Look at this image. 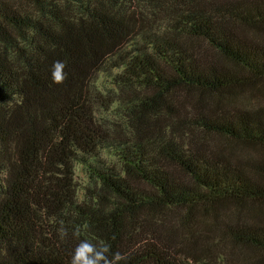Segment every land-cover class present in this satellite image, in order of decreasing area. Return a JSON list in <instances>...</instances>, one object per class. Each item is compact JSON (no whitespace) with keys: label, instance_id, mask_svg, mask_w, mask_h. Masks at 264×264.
<instances>
[{"label":"trees","instance_id":"trees-1","mask_svg":"<svg viewBox=\"0 0 264 264\" xmlns=\"http://www.w3.org/2000/svg\"><path fill=\"white\" fill-rule=\"evenodd\" d=\"M139 1L0 0V95L13 106L0 115V264H69L79 242L74 227L80 239L127 254L120 264H208L201 254L210 249L197 247L222 235L264 250L257 213L223 224L216 236L211 222L191 230L197 213L220 200L264 201V177L205 152L191 134L184 144L173 131L264 146V107L211 112L200 105L201 94L241 84L239 70L264 79V44L237 28H264V0H146L160 21L145 25L127 12ZM55 60L66 63L62 84L51 82ZM99 72L129 89L125 134L95 120L90 84ZM180 89L197 92L190 116L177 113ZM75 163L95 183L80 201Z\"/></svg>","mask_w":264,"mask_h":264},{"label":"rangeland","instance_id":"rangeland-1","mask_svg":"<svg viewBox=\"0 0 264 264\" xmlns=\"http://www.w3.org/2000/svg\"><path fill=\"white\" fill-rule=\"evenodd\" d=\"M146 0H140L137 6H132L134 8H127L128 13L134 14L137 20L144 23L158 22L160 21L159 16L152 17L150 12L146 7ZM238 30L247 38H251L256 43L264 44V28L254 30L247 27H237ZM199 49L202 53L206 54L208 57L220 60L219 56L214 53L212 49L201 44ZM6 49L4 45L0 46V53H5ZM10 53V52H9ZM11 58V55H8ZM234 68V67H233ZM236 71V70H235ZM111 74L116 73L111 71ZM243 76V81L241 84H237L231 87L229 90H224L222 92H212L201 94L200 105L205 104L209 107L211 112H218L223 109H253L264 107V79H253L252 76L244 73L243 71L237 72ZM129 92L128 88H125L112 80V76L109 72H99L95 75L94 79L90 84V94L94 98V113L95 120L102 125L104 128L109 129L113 133L125 134L128 129V112L122 108V103L125 99L126 94ZM197 92L194 91H184L178 90L175 93V101L181 96V102L178 110L179 116H190L194 111L192 109L193 105V95ZM10 98H3L0 95V115L3 113L9 114L13 111V106L10 104ZM8 104L5 102L8 101ZM174 101V104L177 105ZM174 105V107H176ZM174 118V117H173ZM171 119V118H170ZM173 131L176 136H180L179 139L182 140L184 144H190L192 139L189 140V134H191L193 141L197 138L201 147L205 152L209 154L223 155L228 160L233 162H238L239 164H247L252 167L257 176L261 179L264 177V146L255 143H244L237 140L227 139L220 134L213 132H197L195 130L187 132V130H182V128L174 127ZM99 157L104 159L108 164L115 165L119 168V163L117 159L105 150L98 151ZM73 181L77 199L80 201L83 199V195L88 188L95 186L93 179L90 177L86 169H84L80 164L75 163L73 166ZM183 213V209L175 210L168 214L171 222H174L175 215ZM257 213L259 221L264 224V201H253V202H242V201H232V200H220L209 208H206L203 213H197L199 217V223L197 225H191V230H202L204 229L203 222H211L216 228L215 234L217 232L220 234V227L226 223H232L236 218H242L246 216H251ZM204 216V217H203ZM206 224V229L210 228ZM214 233V230L212 231ZM208 245V246H207ZM204 247L210 249L209 255L201 254V259L205 260L208 264H264V250L254 248L249 245L235 243L226 240L222 235V239L219 241L215 240V237L210 239H205L202 241L197 250H201ZM221 257L220 260H207ZM207 258V259H206ZM204 262V263H205Z\"/></svg>","mask_w":264,"mask_h":264},{"label":"clouds","instance_id":"clouds-1","mask_svg":"<svg viewBox=\"0 0 264 264\" xmlns=\"http://www.w3.org/2000/svg\"><path fill=\"white\" fill-rule=\"evenodd\" d=\"M65 67L64 61H53L50 72L53 84H62L65 81L67 78ZM59 233L61 238H65L68 236V229L62 226ZM71 234L79 242L72 251L69 264H120L121 261L127 260V254L111 253V246L104 241L92 243L89 239H80L81 230L79 227H74Z\"/></svg>","mask_w":264,"mask_h":264}]
</instances>
